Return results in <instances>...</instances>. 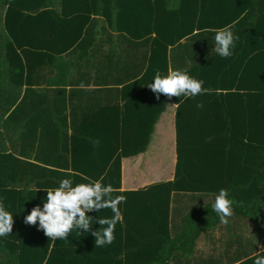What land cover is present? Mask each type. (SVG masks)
Here are the masks:
<instances>
[{"label": "trees", "instance_id": "16d2710c", "mask_svg": "<svg viewBox=\"0 0 264 264\" xmlns=\"http://www.w3.org/2000/svg\"><path fill=\"white\" fill-rule=\"evenodd\" d=\"M227 26L238 39L222 58L214 37ZM170 68L209 91L157 99L148 85ZM171 101L173 181L123 192V160L147 151ZM101 178L125 197L110 245L95 246L94 221L62 240L24 222L62 180ZM222 188L227 224L213 209ZM0 202L14 217L0 264H255L264 256V0H0Z\"/></svg>", "mask_w": 264, "mask_h": 264}, {"label": "clouds", "instance_id": "9594fccd", "mask_svg": "<svg viewBox=\"0 0 264 264\" xmlns=\"http://www.w3.org/2000/svg\"><path fill=\"white\" fill-rule=\"evenodd\" d=\"M232 26L217 29L215 33V52L222 58H227L233 54L235 41ZM204 81L198 80L188 74L186 70L169 69L166 75L157 71L154 82L148 85L157 94H164L170 100L172 97L185 98L195 97L209 90L203 88ZM81 87H84L82 84ZM173 105V104H170ZM197 107H203L198 104ZM46 201L41 208L34 207L24 222L29 225H36L51 240L67 239L74 230L90 231L95 223L101 225L98 231L92 233L95 237V246L103 247L110 245L114 241V229L118 222H122V214L119 205L125 201L124 196H114L113 187L109 184L105 186L100 180H90L88 183L73 185L70 179H64L59 186L54 189H47ZM227 189H220L215 197L213 205L214 211L219 215L223 224L228 223V217L232 216V201L228 198ZM111 209V218L93 220L87 213L92 211ZM14 217L6 210L0 202V237L13 232ZM106 226V227H105ZM255 264H264V256H259Z\"/></svg>", "mask_w": 264, "mask_h": 264}, {"label": "crops", "instance_id": "0c3cea01", "mask_svg": "<svg viewBox=\"0 0 264 264\" xmlns=\"http://www.w3.org/2000/svg\"><path fill=\"white\" fill-rule=\"evenodd\" d=\"M170 104H173L172 106ZM170 107H173L171 110V115L169 117L167 116V111L171 109ZM176 109L177 106L171 101L168 106L166 111L163 113L161 118L159 119L158 123L155 126L154 133L151 137V141L149 144V147L147 151L134 158L126 159L123 160L122 162V191L123 192H129V191H139L144 188H147L151 185L160 183V182H168V181H173L174 176H175V171L171 173V171H167L166 174H161V170H158V166H155V168H146L144 165L150 164V161L153 162L154 164H157V158L159 156L160 160L159 162L165 166L167 163L170 162L167 161V158L171 157V150L168 149V137L165 136L169 134L175 137V151H174V158H175V167H176V162H177V155H176V130H175V114H176ZM170 116L174 117V120L172 121L170 119ZM162 134V137L164 138L162 141H159L157 139L158 134ZM154 152V154H153ZM158 152L159 155L156 156L155 160H153V155ZM169 155V156H168ZM131 161V164L126 165L128 161ZM165 168H168L165 166ZM170 168V167H169ZM159 176H166L167 178H163L158 182L155 179H158ZM149 180H154L151 184H146L147 181Z\"/></svg>", "mask_w": 264, "mask_h": 264}, {"label": "rangeland", "instance_id": "374dc122", "mask_svg": "<svg viewBox=\"0 0 264 264\" xmlns=\"http://www.w3.org/2000/svg\"><path fill=\"white\" fill-rule=\"evenodd\" d=\"M172 106V105H171ZM171 109H169L167 112V116L166 117H169V115H171V110H172V108L173 107H170ZM170 119L173 121L174 120V117L173 116H170ZM165 136L166 137H168V140H167V143H168V147H167V150L168 149H170L171 150V157L169 158H167V161H169V159H170V162L169 163H167L165 166H167L168 168H165V166H163L160 162H159V160H160V158H159V156H158V158H157V164H154L153 162H151L150 161V164H148V165H144L146 168H149V166H151L150 168H155V166H158V170H161V174H166V172L168 171H171V173L172 172H174L175 171V158H174V151H175V146H174V144H175V140H174V136H173V133H172V135H169V134H167L166 135V133H165ZM157 139H159V141H162L164 138L162 137V134L160 133V134H158V137H157ZM153 154H154V152H153ZM157 155H159L158 154V152H156V154L155 155H153V160H155V158H156V156ZM169 156V155H168ZM131 161L132 160H130V161H128L127 162V164L126 165H129V164H131ZM170 167V168H169ZM163 178H167L166 176H159L158 177V179H155V180H157L158 182H160V180H162ZM152 182H154V180H149V181H147L146 182V184H151Z\"/></svg>", "mask_w": 264, "mask_h": 264}]
</instances>
